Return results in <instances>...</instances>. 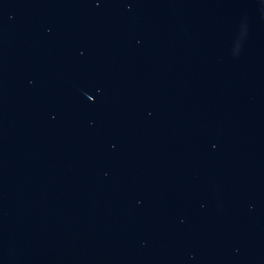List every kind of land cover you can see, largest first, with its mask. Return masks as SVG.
Wrapping results in <instances>:
<instances>
[{
    "label": "water",
    "instance_id": "1",
    "mask_svg": "<svg viewBox=\"0 0 264 264\" xmlns=\"http://www.w3.org/2000/svg\"><path fill=\"white\" fill-rule=\"evenodd\" d=\"M0 264H264V0H0Z\"/></svg>",
    "mask_w": 264,
    "mask_h": 264
}]
</instances>
